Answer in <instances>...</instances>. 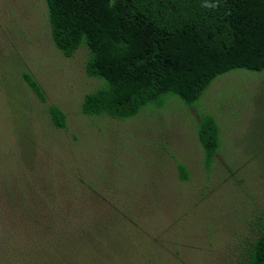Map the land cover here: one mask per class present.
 Returning a JSON list of instances; mask_svg holds the SVG:
<instances>
[{
	"label": "rangeland",
	"instance_id": "1",
	"mask_svg": "<svg viewBox=\"0 0 264 264\" xmlns=\"http://www.w3.org/2000/svg\"><path fill=\"white\" fill-rule=\"evenodd\" d=\"M89 53L84 44L61 53L44 0H0V264L50 259L64 232L81 264H247L264 230V72L235 69L194 106L169 95L119 120L82 112L105 84L86 73ZM50 105L65 128L52 124ZM202 113L221 127L210 168Z\"/></svg>",
	"mask_w": 264,
	"mask_h": 264
},
{
	"label": "trees",
	"instance_id": "2",
	"mask_svg": "<svg viewBox=\"0 0 264 264\" xmlns=\"http://www.w3.org/2000/svg\"><path fill=\"white\" fill-rule=\"evenodd\" d=\"M44 1L56 47L71 57L86 45V73L105 80L84 96L86 115L126 120L148 106L162 107L169 95L194 106L227 72H264V0ZM205 3L218 6L205 8ZM22 75L45 102L35 77ZM49 112L54 126L66 127L60 107L50 105ZM197 135L210 168L222 143L221 127L212 114L200 115ZM179 175L188 178L183 164ZM54 239L52 258H37L31 264H81L74 233ZM247 264H264V230L248 248Z\"/></svg>",
	"mask_w": 264,
	"mask_h": 264
},
{
	"label": "clouds",
	"instance_id": "3",
	"mask_svg": "<svg viewBox=\"0 0 264 264\" xmlns=\"http://www.w3.org/2000/svg\"><path fill=\"white\" fill-rule=\"evenodd\" d=\"M218 5H215V4H210V3H205L204 5H203V7H205V8H215V7H217Z\"/></svg>",
	"mask_w": 264,
	"mask_h": 264
}]
</instances>
